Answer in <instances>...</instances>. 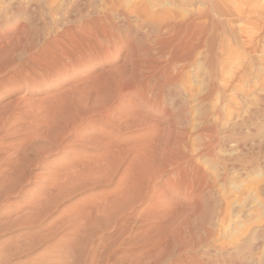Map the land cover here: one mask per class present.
Instances as JSON below:
<instances>
[{"label": "bare ground", "instance_id": "bare-ground-1", "mask_svg": "<svg viewBox=\"0 0 264 264\" xmlns=\"http://www.w3.org/2000/svg\"><path fill=\"white\" fill-rule=\"evenodd\" d=\"M227 1L200 0L202 9L186 10L181 20L166 11L147 20L118 12L114 4L115 15L107 8L77 22L79 6L54 4L45 12L47 5L42 11L51 21L48 30L45 23L46 31L34 34L31 27V36L28 24L15 22L0 35V264L72 263L107 232L112 236L99 246L106 249L103 264H240L246 241L236 237L241 244L218 247H224L218 236L231 207L226 199L223 209L216 182H224L238 162L248 170L243 153L252 131V105L227 116L221 105L233 85L239 89L232 76H224L233 43L231 29L220 21L228 16ZM5 3L2 9L13 15L22 11L17 0ZM36 19L29 11L27 21L40 23ZM193 68L202 72L195 88L187 84ZM204 161L220 166L215 182ZM51 215L55 224L40 233L39 224ZM196 218L207 222L198 225L202 233ZM47 241L45 250L30 254ZM120 246V256L111 260Z\"/></svg>", "mask_w": 264, "mask_h": 264}, {"label": "rangeland", "instance_id": "rangeland-1", "mask_svg": "<svg viewBox=\"0 0 264 264\" xmlns=\"http://www.w3.org/2000/svg\"><path fill=\"white\" fill-rule=\"evenodd\" d=\"M27 1L28 0H17V3L18 4H21V3H23V4H21V10L22 11H20L18 14H16V15H13L11 12H12V10H10V9H5V8H3V9H5L4 11H6V12H4L3 11V9H2V7L4 6H6L5 4V0H2L1 2H0V14H2V15H4V16H2V15H0L1 16V18H0V21L2 22L1 24H0V35L1 34H6L7 35V32H9L12 28H14L17 24L15 23V22H21V23H23V24H28V27H29V30H28V34L29 35H31L32 36V34H33V32H31V27L32 28H34V29H32V30H35V32H34V34L35 33H37L36 31L37 30H40V29H44L45 27H44V25L46 26V30H48V25L50 26V24H51V21L49 20V18L47 17V15H46V13L45 12H48L49 10V8H53V6L56 8V6H58V7H68V6H79V8L77 7V15L75 14V20H77L76 18H78V21L77 22H80V20H83L84 21V19L85 18H87V17H89V16H91V17H95V16H98V15H100V14H102L103 12H106V13H108V9L107 8H110L111 9V11H110V9H109V13H111V14H116V13H118V12H121V11H124V12H126V13H129V14H134V15H136V16H138L137 14H142L141 16L139 15V17H141V18H143L144 16H146L144 19H146L147 18V16H148V18H147V20L149 19H153L154 17H155V15H156V17H155V19H157V18H159L158 16H160V14H161V16L160 17H164L163 16V14H170L171 15V18H172V20H175V19H182V17L184 16V13H186L187 11H193V10H195L196 8L199 10V9H202L201 7H203L202 5H201V3H200V0H112V2H108L107 0H101V2L100 1H98V0H84L85 1V3H84V1L83 0H75V2H74V0H61V2H62V5H61V2H60V0H53L54 1V3H53V1L51 0V2H49L48 0L46 1V2H48V3H46L45 4V0H38V1H40L41 3H39L37 0H35L36 2H38L37 4H36V2L34 1V3L33 4H29V3H27ZM32 1V0H31ZM56 1V2H55ZM66 1H69L68 3H66ZM72 1V2H71ZM80 1V2H79ZM103 1V2H102ZM105 1H106V3H105ZM110 1V0H109ZM232 1V2H231ZM230 2H226L225 3V5H224V7H225V9L227 10L226 11V15H228L229 16V18H228V16H225L224 18H222V17H220L221 19H220V21L222 22V23H225V24H223L224 26H226V27H228L229 26V30H230V32H231V34H232V39H233V43H232V45L230 46L231 48H229V50L230 51H228V55H230L229 57H228V55L226 56V60H225V65L226 64H228V65H226L225 66V68L226 69H229V70H224L225 72L224 73H226V72H228V73H226L224 76L226 77V78H229V77H231L232 76V79H233V84H235L239 89L238 90H236L235 89V86L233 85V87H231V89L230 90H232V92H230L229 91V93H227V98H226V100L225 101H223L222 103H221V105L223 104V107L227 110H225L223 107V110H224V112H225V115L227 116V113H229V112H234V114L236 113V114H240V113H242L243 111H244V109H247V107L249 108V105L251 106L250 107V112L252 113L251 114V120H250V123H251V129H252V131L250 132V139H249V146L247 147V150L243 153L245 156H246V161L249 163V168H248V170L247 171H242V169L240 168L241 166H240V163L238 162V161H236V162H238L237 164H235L234 166V168H232V169H230L228 172H226V176H225V181L224 182H222L221 184H219V183H217L216 182V188L219 190V192H220V194H219V197L220 198H223L222 199V206L224 207L226 204H228V203H230V206H229V212H228V214H227V216H226V222H227V224H226V222H225V226H227L225 229H223V230H221V232H220V234H219V238H218V240L220 241V245H221V243H222V246L224 245V247H221L220 248V246H218L219 247V249H224V248H231L234 244L236 245H238L239 243L241 244V240L242 241H246V243L243 245V246H241L240 247V249H244L245 248V250H243V251H245V254L243 253V251H242V253H241V255H240V257L239 258H237V260L239 261V262H237V263H240V264H255V262H256V264H260V263H262V264H264V237H263V235H264V227L262 228V227H259V226H264V225H262L261 223L263 222L264 223V202H262L261 203V201L260 200H264V101H263V99L262 98H264V0H231ZM3 2V3H2ZM57 2H59V3H57ZM89 2H93L92 4L91 3H89ZM97 2V3H96ZM98 2H99V5H98ZM194 2V3H193ZM50 3H53V4H50ZM80 3V4H79ZM81 3H83V4H87V5H83L82 6V4ZM96 3V4H95ZM102 3H104V5L102 6L101 4ZM107 3H110V4H108L107 6H106V8H104L105 7V5L107 4ZM112 3V4H111ZM122 3V4H121ZM197 3V4H196ZM200 3V4H199ZM230 3V4H229ZM236 3V4H235ZM29 4V5H28ZM56 6H55V5ZM58 4V5H57ZM69 4V5H68ZM94 4H95V6H94ZM115 4V5H114ZM195 4H196V6H195ZM231 4H232V6H231ZM45 5V6H44ZM48 5V6H47ZM49 5L51 6V7H49ZM88 5H90V6H88ZM97 5V6H96ZM101 5V6H100ZM109 5H110V7H109ZM112 5V6H111ZM115 6V8L117 9V11L118 12H116V10L114 9V11H115V13H114V11L112 10V8H114V6ZM199 6V8H198V6ZM230 5V6H229ZM234 5V6H233ZM22 6H23V8H22ZM29 6V7H28ZM32 6V7H31ZM41 6V7H40ZM47 6V7H46ZM81 6V7H80ZM86 6V7H85ZM90 7V8H88V7ZM92 6V7H91ZM100 6V8H101V10H99V7ZM128 6H130V7H128ZM134 6H135V8H137V9H135L134 10ZM137 6V7H136ZM236 6V7H235ZM36 7V9L33 11V9ZM46 7V8H45ZM49 7V8H48ZM112 7V8H111ZM119 7H121V8H118ZM122 7H123V9H122ZM125 7V8H124ZM127 7V8H126ZM227 7H231V9L230 8H227ZM27 8V9H26ZM44 8H45V10H44ZM83 8H87V9H84V10H86V11H81ZM129 8H131V9H129ZM239 9L240 11H237V9ZM39 9V10H38ZM40 9H41V12H43L42 14L43 15H41V17L39 16V14H41L40 13ZM88 9H90L91 11H89ZM103 9V10H102ZM125 9V10H124ZM129 9V10H128ZM158 9H159V11H160V9H161V13H158L159 11H158ZM236 10V12H235V14H234V11ZM10 10V11H9ZM37 10V11H36ZM42 10H44V11H42ZM80 10V11H79ZM94 10V11H93ZM96 10V11H95ZM105 10V11H104ZM121 10V11H120ZM137 10V13L135 12ZM187 10V11H186ZM230 10V13L228 12ZM14 11V10H13ZM29 11H32V13H34L35 15H37V21H39L40 23H32L31 21L29 22V20L27 21V19H28V13H29ZM87 11H89V12H87ZM99 11V12H98ZM103 11V12H102ZM153 11V12H152ZM162 11H163V13H162ZM166 11V12H165ZM196 11V10H195ZM232 11V12H231ZM39 12V13H38ZM86 12V13H85ZM94 12V13H93ZM102 12V13H101ZM131 12V13H130ZM157 12V13H156ZM165 12V13H164ZM171 12V13H170ZM238 12H243L241 15H239L240 13H238ZM252 12V13H251ZM6 13H8V14H10V17H8L9 15L8 14H6ZM27 13V14H26ZM38 13V14H37ZM87 13H93V15H87ZM100 13V14H99ZM231 13H233V14H231ZM7 15V17H6V15ZM82 14V15H81ZM98 14V15H97ZM145 14H149L150 15V17H149V15H145ZM153 14V15H152ZM177 14V15H176ZM237 14V15H236ZM20 15V16H19ZM23 15H26L25 16V18H24V16ZM86 15H87V17H86ZM151 15H152V17H151ZM176 17V18H173L174 16ZM182 15V16H181ZM232 15V16H231ZM14 16V17H13ZM22 16V17H21ZM173 16V17H172ZM240 16H243V17H239ZM12 17V18H11ZM47 17V18H46ZM81 17V18H80ZM3 18V19H2ZM27 18V19H26ZM38 18H39V20H38ZM41 18H43V19H45V20H41ZM5 19V20H4ZM9 19V20H8ZM13 21H11V20ZM26 19V20H25ZM80 19V20H79ZM229 21H227V20ZM232 19H235V21L234 22H232L231 20ZM22 20V21H21ZM25 20V21H24ZM47 20H49V21H47ZM24 21V22H23ZM28 22V23H25V22ZM42 21H44V22H42ZM46 21V22H45ZM178 21V20H177ZM226 21V22H225ZM6 22V23H5ZM11 22V23H10ZM48 22V23H47ZM43 23H45V24H42ZM50 23V24H49ZM229 23V24H228ZM31 24V25H30ZM33 24V25H32ZM231 24V25H230ZM30 25V26H29ZM38 25H39V29L38 28H36V27H38ZM41 25V26H40ZM36 26V27H35ZM4 29H3V28ZM7 28V29H6ZM6 29V30H5ZM45 29H44V31H46ZM234 30V31H233ZM236 31V32H235ZM234 33V34H233ZM6 35H5V37H4V39H6V40H8V38L6 37ZM233 35H234V37H233ZM246 40V41H245ZM245 41V42H244ZM249 42V41H252V42H249V43H246V42ZM242 42H244V43H242ZM252 43V46L251 47H249L250 45L249 44H251ZM245 45V46H242V45ZM246 45L248 46V50H246L247 49V47H246ZM242 47H245L244 49H242ZM245 50V51H244ZM244 51V52H243ZM247 51V52H246ZM230 52H231V54H230ZM245 53H247L246 55H245ZM247 56V57H246ZM230 58V59H229ZM226 62H228V63H226ZM243 66H245V67H243ZM245 68V69H244ZM195 68H193L192 69V71H191V69L188 71L189 72V74H188V72H187V74H188V76H187V74H186V76H187V84H188V81H189V86H191L192 87V85H193V87L195 88V82L196 81H199V80H201V77H202V72H200L199 73V71H198V69H197V71H196V69L194 70ZM245 70V72H244V70ZM193 71H196V72H193ZM195 73V74H194ZM227 74L228 75H230V76H227ZM238 74V75H237ZM244 74V75H243ZM191 75H193V77H191ZM194 75H197V76H194ZM198 77V78H197ZM234 77V78H233ZM188 78H190V79H188ZM196 78V79H195ZM234 79H236V80H234ZM191 80H192V82H191ZM192 83H194V84H192ZM191 84V85H190ZM235 89V90H234ZM243 90V91H242ZM194 91H195V89H194ZM235 91V93H234V95H231L230 93H232L233 94V92ZM259 93L262 95H259ZM232 97H230V96ZM256 95L259 97L258 99L260 100H258L257 99V97H256ZM230 97V98H229ZM244 97H246L245 99H244ZM234 98H235V100H234ZM243 99H244V101H243ZM246 100V101H245ZM214 101H215V99H214ZM227 101V102H226ZM232 102H235L234 104L232 103ZM242 102V103H241ZM245 102H247V103H245ZM258 102V103H257ZM262 103V105L260 104V103ZM215 102H212V104H214ZM225 103H227V104H229V106L226 104L225 105ZM247 104V105H245V104ZM243 104V106H241V107H239L240 105H242ZM258 104V105H257ZM260 104V105H259ZM237 105V106H236ZM256 105V106H255ZM226 106V107H225ZM236 106V107H235ZM258 106V107H257ZM261 106V107H260ZM233 107H234V109H233ZM239 107V108H238ZM253 107V108H252ZM260 107V108H259ZM228 108V109H227ZM232 108V109H231ZM243 108V109H242ZM255 108V109H254ZM231 109V110H230ZM239 109V110H238ZM236 110H238L239 112H237ZM227 112V113H226ZM257 113V114H256ZM262 113V114H261ZM235 114V115H236ZM254 115V116H253ZM260 118V119H259ZM254 126V127H253ZM256 130V131H255ZM259 134H258V133ZM258 134V135H257ZM261 134H262V136H261ZM260 135V136H259ZM260 137H261V139L263 140L262 142H261V140H259L260 139ZM263 137V138H262ZM196 138V137H195ZM194 137H193V141H195V140H197V139H195ZM256 140V141H255ZM257 140H259V141H257ZM12 139L11 138H9V139H7V140H5L4 142H5V145L6 146H8L9 144H12ZM252 142V143H251ZM254 142H255V144H254ZM258 142H260V143H258ZM195 143H197V141H195ZM253 144V145H252ZM259 144H261L260 146H259ZM250 145H252V146H250ZM258 147V148H257ZM262 148V149H261ZM249 149V150H248ZM260 150H262V151H260ZM253 151V152H252ZM260 152H261V154H260ZM242 153V152H241ZM221 155L223 154V153H220ZM257 154H258V156H257ZM237 155H239V153L237 154ZM250 155V156H249ZM261 155V156H260ZM257 160V161H256ZM263 160V161H262ZM253 161H255V162H253ZM205 162V161H204ZM259 164H258V163ZM261 163V164H260ZM202 165H204L206 168H205V171H208L207 173L209 174V176L212 174H216V176L218 175V172L220 171V166H218L217 167V165L216 164H211L210 162H205V163H201ZM208 164V166H206ZM238 165V166H237ZM251 165V166H250ZM260 165V166H259ZM204 166H203V169H204ZM240 166V167H239ZM211 167V168H210ZM238 167V168H237ZM254 167V168H253ZM214 168H215V171H214ZM218 168V169H217ZM211 170V171H210ZM232 171V172H231ZM210 172H212V173H210ZM216 172V173H215ZM230 172H231V174H230ZM241 173V174H240ZM242 173H243V175H242ZM211 175V177L210 178H212V180L215 182L216 180L215 179H213V178H216V177H214L215 175H213L212 176ZM242 175V176H241ZM227 177V178H226ZM234 177H236V178H234ZM231 178V179H230ZM229 183V184H228ZM262 183V184H261ZM225 184V185H224ZM219 185V186H218ZM221 185V186H220ZM228 185V186H227ZM230 185V186H229ZM257 185V187H258V190L255 188V186ZM223 186V187H222ZM219 187V188H218ZM251 187V188H250ZM260 187V188H259ZM225 188H226V190H225ZM263 188V189H262ZM220 189H222V190H224V191H221ZM246 189V190H245ZM248 189V190H247ZM261 190V192H260V190ZM243 190H245V191H243ZM90 192H92V191H90ZM90 192H88V193H90ZM241 192V193H240ZM245 193V194H243V193ZM248 192V193H247ZM223 193V194H222ZM260 193H261V199L259 200V196H260ZM231 194V195H230ZM236 194H238V195H236ZM239 194H241L242 196H240ZM236 195V196H235ZM247 195V196H246ZM256 195H259V196H256ZM230 196V197H229ZM231 196H232V198H231ZM233 196H235V197H233ZM239 196H240V198H241V200L243 199V202H241L240 200H239ZM229 197V198H228ZM256 197V198H255ZM262 197H263V199H262ZM78 198H80V197H78ZM224 198H225V201H223L224 200ZM257 198H258V200H257ZM226 199H228V200H230V201H227ZM245 199V200H244ZM256 199V200H255ZM249 200V201H248ZM251 200H253L252 202H251ZM228 203H227V202ZM234 201V202H233ZM225 202H226V204H225ZM235 202H237L238 204H235ZM247 202V203H246ZM235 205H234V204ZM250 204V205H249ZM243 205V206H242ZM244 205H245V207H244ZM240 206V207H239ZM250 206V207H249ZM259 206V207H258ZM226 207V206H225ZM225 207L223 208V209H225ZM246 207H249V208H246ZM255 208V211H254V208ZM258 207V208H257ZM234 208V209H233ZM238 208H240V209H238ZM248 209V210H247ZM249 209H251V211L249 210ZM258 209V210H257ZM236 210V211H235ZM240 210V215L238 214L239 211ZM245 210V211H244ZM262 210V211H261ZM243 211V212H242ZM247 211V212H246ZM250 213V215H249V213ZM263 212V213H262ZM246 213V214H245ZM248 213V214H247ZM234 214H235V216L237 217H235L234 216ZM238 214V215H237ZM244 214H245V216H244ZM244 216V217H243ZM234 217V218H233ZM260 219L261 221L259 222V220H256V219ZM234 219V220H233ZM251 219H254V221H252ZM55 220H56V218H55V216L54 215H51V216H48V217H46V218H44V220L43 221H41V223L39 224V230H41L40 231V233H46L47 231H48V229L50 228V227H52V226H50V225H54L55 224ZM247 220V221H246ZM199 223V224H197V223ZM196 222H195V226H196V228L199 230V228H198V225L200 226V224L201 225H204V226H207V222L205 221V222H203V223H205V224H203V223H201V221L199 220V218H196ZM249 222V223H248ZM255 223V224H254ZM239 224H242V226L241 225H239ZM243 224H245V225H243ZM257 224H259L258 226H257ZM235 225H237V226H235ZM248 225H250V226H248ZM254 225V226H253ZM256 225V226H255ZM244 226H246V227H244ZM235 227V228H234ZM253 229L254 227V229L252 230V232L248 229ZM253 227V228H252ZM48 228V229H47ZM234 228V229H233ZM248 229V231H249V233H248V235H246V237H245V235H240L241 233H246L247 231L246 230H243V229ZM257 228H262L263 229V232L261 233V232H259V231H257ZM46 229V230H45ZM196 229V230H197ZM197 230V231H198ZM240 230H242L241 231V233H239L240 232ZM224 231H225V234H224ZM243 231H246V232H243ZM255 231V232H254ZM198 232H200V233H202L203 232V230H202V228H200V230L198 231ZM198 232H196V234L198 233ZM215 232V231H214ZM223 232V233H222ZM257 232H259V233H257ZM218 233H219V231H218ZM227 233V234H226ZM229 233V234H228ZM261 233V234H260ZM215 235H217V229H216V232L214 233ZM247 234V233H246ZM258 234V235H257ZM236 235V236H235ZM251 235V236H250ZM262 235V236H261ZM108 236L110 237V236H112V233H110V232H107V233H105L104 235H102L100 238H98V239H96L95 240V242L94 243H96L95 245H96V247H94V248H92V249H89V251L86 249V251H85V249L84 250H82L81 252L82 253H79V255L77 256L78 257V259L76 260H74L72 263H68V264H77V262H78V264H80L81 262H79V261H82L83 259H84V262L83 263H81V264H94L95 263V261L94 260H96V262L97 263H95V264H98V261L99 260H101L100 261V263L99 264H103V262H104V259H99V258H103L104 257V252H105V250L106 249H104V252L102 251V249L99 247L100 246V244H101V242L104 244V243H106L105 242V239L106 238H108ZM233 236V237H232ZM258 236V237H257ZM232 237V239L234 240L236 237L237 238H239L240 237V241L239 240H236V242H235V240L234 241H232V239H230ZM245 237V238H244ZM260 237H262L261 239H263V240H261L260 239ZM244 238V239H243ZM226 239V240H225ZM259 239V240H258ZM217 240V241H218ZM223 240H224V242H223ZM258 240V241H257ZM218 241V242H219ZM222 241V242H221ZM261 241V242H260ZM49 242V243H48ZM52 241H47V242H44V244L42 245V244H40V246L38 247V249H34L30 254H32V255H35V254H39L40 252H42L43 250H45V248H46V246H48V244H50ZM98 242H100V243H98ZM226 242V245H228V246H226L225 244H223V243H225ZM46 243V244H45ZM228 243V244H227ZM263 243V244H262ZM259 244V245H258ZM261 245H263V247L261 246ZM231 246V247H230ZM256 246H257V248H256ZM45 247V248H44ZM44 248V249H43ZM259 248V249H258ZM119 249L120 250H123V247L122 246H120V247H117L116 248V250L115 251H113L112 252V254H111V256H113V257H111L110 259L111 260H114L117 256L119 257L120 256V253H119ZM218 249V250H219ZM249 249H252V250H249ZM261 249H262V252H261ZM132 250H134V252L136 251V252H138V251H140L141 249H132ZM216 250V249H215ZM260 250V251H259ZM37 251H39L38 253H37ZM85 251V252H84ZM259 251V252H258ZM103 252V253H102ZM85 253V254H84ZM101 253H102V255H103V257H101L102 255H101ZM84 254V255H83ZM116 254V255H115ZM249 254V255H248ZM252 256H251V255ZM92 255V256H91ZM101 255V256H100ZM244 255V256H243ZM259 255V256H258ZM261 255V256H260ZM95 258H94V257ZM176 256V255H175ZM175 256H174V258H175ZM243 256V257H242ZM247 256V257H246ZM249 256H251V258H249ZM256 256V257H255ZM263 256V257H262ZM83 257V259L81 260V258ZM87 257V258H86ZM92 257V258H91ZM245 257V259H243ZM260 258V259H258V258ZM98 258V259H97ZM252 258H256L255 260L253 259L252 260ZM80 259V260H79ZM86 259V260H85ZM90 259V260H89ZM94 259V260H93ZM176 259V258H175ZM262 259V260H261ZM88 260H89V262H88ZM94 261V263H92L93 261ZM102 260H103V262H102ZM259 260V261H258ZM91 261V262H90ZM255 261V262H254ZM259 262V263H258ZM110 264V263H109ZM163 264H166L164 261H163Z\"/></svg>", "mask_w": 264, "mask_h": 264}]
</instances>
